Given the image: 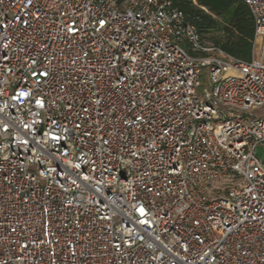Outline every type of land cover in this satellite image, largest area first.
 <instances>
[{
	"label": "built area",
	"instance_id": "obj_1",
	"mask_svg": "<svg viewBox=\"0 0 264 264\" xmlns=\"http://www.w3.org/2000/svg\"><path fill=\"white\" fill-rule=\"evenodd\" d=\"M241 1L248 61L172 0H0V264H264V0Z\"/></svg>",
	"mask_w": 264,
	"mask_h": 264
},
{
	"label": "trees",
	"instance_id": "obj_2",
	"mask_svg": "<svg viewBox=\"0 0 264 264\" xmlns=\"http://www.w3.org/2000/svg\"><path fill=\"white\" fill-rule=\"evenodd\" d=\"M201 39L219 31L212 44L228 55L248 61L254 37V21L241 0H172Z\"/></svg>",
	"mask_w": 264,
	"mask_h": 264
},
{
	"label": "snow or ice",
	"instance_id": "obj_3",
	"mask_svg": "<svg viewBox=\"0 0 264 264\" xmlns=\"http://www.w3.org/2000/svg\"><path fill=\"white\" fill-rule=\"evenodd\" d=\"M99 23H100V26L103 27L104 24L106 23V21L100 20ZM68 31L75 33L76 31H79V29H76L74 27H69L68 28ZM29 75H30V77H36L38 75L39 76H44V77H49L50 76V73H49V71L47 69H45L44 71H41V72L37 73L35 71L34 67L29 66ZM35 83L37 85H39L40 84V81L39 80H36ZM20 95L27 96V95H29V93H20ZM37 103H39L40 104V107H42V108L45 106V103H44L43 100L37 101ZM139 119L143 120L144 117L141 116V117H139ZM53 139H57L58 140V139H60V137H53ZM106 143H107V141H106ZM173 150H175V148ZM130 154L133 155V156L138 155V153H135V152H130ZM85 179H88V178L85 177ZM73 183H75V181H73ZM140 211H141V214H143V209L142 208L140 209Z\"/></svg>",
	"mask_w": 264,
	"mask_h": 264
},
{
	"label": "rangeland",
	"instance_id": "obj_4",
	"mask_svg": "<svg viewBox=\"0 0 264 264\" xmlns=\"http://www.w3.org/2000/svg\"><path fill=\"white\" fill-rule=\"evenodd\" d=\"M219 36H222L221 32L219 31H213L209 34L206 35V41L212 43L213 41L211 40L212 38H217ZM201 82L206 84V81L205 79L203 78V76H201ZM253 113L255 114H261V110H255V111H252ZM255 155L257 156V158H259L260 160H264V147H261V146H258L255 150Z\"/></svg>",
	"mask_w": 264,
	"mask_h": 264
}]
</instances>
